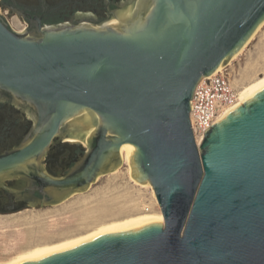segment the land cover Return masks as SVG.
I'll return each instance as SVG.
<instances>
[{
    "label": "water",
    "instance_id": "obj_1",
    "mask_svg": "<svg viewBox=\"0 0 264 264\" xmlns=\"http://www.w3.org/2000/svg\"><path fill=\"white\" fill-rule=\"evenodd\" d=\"M35 22L20 33L0 15V97L32 119L0 154V192L59 204L119 168L125 146L164 224L24 264H264V90L200 146L190 121L199 83L264 24V0H123L99 23ZM72 137L87 148L51 175L44 159Z\"/></svg>",
    "mask_w": 264,
    "mask_h": 264
},
{
    "label": "rangeland",
    "instance_id": "obj_2",
    "mask_svg": "<svg viewBox=\"0 0 264 264\" xmlns=\"http://www.w3.org/2000/svg\"><path fill=\"white\" fill-rule=\"evenodd\" d=\"M10 20L17 32L24 31L26 24L22 19L15 16ZM230 72L240 88L264 75V24L242 54L232 60ZM79 148L87 147L79 144ZM15 183L16 179L11 178L6 186L14 187ZM145 187L134 184L129 167L122 162L119 168L100 176L87 190L75 193L59 204L29 207L13 215L1 214L0 262L37 246L88 234L112 221L161 213L155 195Z\"/></svg>",
    "mask_w": 264,
    "mask_h": 264
},
{
    "label": "flooded vegetation",
    "instance_id": "obj_3",
    "mask_svg": "<svg viewBox=\"0 0 264 264\" xmlns=\"http://www.w3.org/2000/svg\"><path fill=\"white\" fill-rule=\"evenodd\" d=\"M120 1L123 0H0V11L6 12L8 18L22 19L26 24L24 31H32L35 19H40L46 26L99 23L106 16L108 7ZM31 121L25 110L0 97V154L23 140ZM65 143L54 148L44 159L47 171L53 176L64 172L77 157L75 150ZM29 207L27 201L12 200L8 194L0 192V215L21 213Z\"/></svg>",
    "mask_w": 264,
    "mask_h": 264
},
{
    "label": "bare ground",
    "instance_id": "obj_4",
    "mask_svg": "<svg viewBox=\"0 0 264 264\" xmlns=\"http://www.w3.org/2000/svg\"><path fill=\"white\" fill-rule=\"evenodd\" d=\"M253 38V37H252ZM247 47V45L244 47V49ZM244 49L233 59H237L238 56L242 54ZM222 69V68H220ZM219 69V70H220ZM264 90V75H261L260 77L256 78L255 80L247 83L246 85L242 86L239 89L240 94V100L237 105L230 108L228 112L224 115L227 116L240 108L247 100L251 99L253 96L258 94ZM85 139H80L79 137H72L70 139V142L74 144H82L84 147H87V144H84L83 142ZM76 141V142H73ZM203 142V136L197 137V145L200 146ZM121 158L123 164L127 165L129 167V175L134 182L135 185L138 186H146L145 188L151 189L152 195H155L154 190L152 189V186L150 184L142 185L136 182L132 178V168H131V161L129 158V149L125 146L121 149ZM152 224H164V217L162 213L159 214H143L139 216H132L125 219H120L116 221H112L107 224H103L96 229H94L92 232L81 235L78 237H73L70 239H66L60 243L52 244V245H42L37 246L32 249H28L26 251H23L19 254H17L15 257L8 261L0 262V264H24L28 261H31L33 259L47 256V255H53L57 252H60L62 250L71 249V248H77L87 242H90L94 239L100 238L102 236L120 233V232H127L132 230H137Z\"/></svg>",
    "mask_w": 264,
    "mask_h": 264
},
{
    "label": "built area",
    "instance_id": "obj_5",
    "mask_svg": "<svg viewBox=\"0 0 264 264\" xmlns=\"http://www.w3.org/2000/svg\"><path fill=\"white\" fill-rule=\"evenodd\" d=\"M12 29L15 30L6 12L0 11ZM16 31V30H15ZM239 89L228 67L218 70L214 75L204 78L197 86L191 101L190 113L191 128L197 143L198 136L205 133L224 115L228 110L238 104L240 100Z\"/></svg>",
    "mask_w": 264,
    "mask_h": 264
},
{
    "label": "trees",
    "instance_id": "obj_6",
    "mask_svg": "<svg viewBox=\"0 0 264 264\" xmlns=\"http://www.w3.org/2000/svg\"><path fill=\"white\" fill-rule=\"evenodd\" d=\"M70 148H72L73 150H75V154H80L82 153L84 150L79 148V147H76V146H73V145H69Z\"/></svg>",
    "mask_w": 264,
    "mask_h": 264
}]
</instances>
